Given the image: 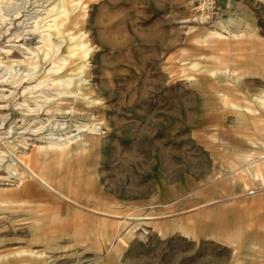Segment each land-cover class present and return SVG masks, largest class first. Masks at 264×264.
Returning a JSON list of instances; mask_svg holds the SVG:
<instances>
[{"label": "rangeland", "instance_id": "1", "mask_svg": "<svg viewBox=\"0 0 264 264\" xmlns=\"http://www.w3.org/2000/svg\"><path fill=\"white\" fill-rule=\"evenodd\" d=\"M191 1L0 0V258L56 240V264H264V0L210 21ZM209 29L239 36L208 47ZM228 66L254 73H210ZM60 152L34 168L69 199L5 169Z\"/></svg>", "mask_w": 264, "mask_h": 264}, {"label": "crops", "instance_id": "2", "mask_svg": "<svg viewBox=\"0 0 264 264\" xmlns=\"http://www.w3.org/2000/svg\"><path fill=\"white\" fill-rule=\"evenodd\" d=\"M224 7H227L228 9H235V8H239L238 5L236 6L235 4H233L231 1H229L227 3L226 0H221V11L224 12ZM240 16V20L239 22L245 27V29L247 30V32H245L243 38L239 39L238 41H243L247 44H258L261 43L262 41L260 39H263L262 35L258 32L257 28L255 27L254 29V19L252 18V16L248 13H245L243 15H241L239 13ZM235 22V20H233L232 18L229 19V24H233ZM239 35H237L236 33H232L230 34L229 37H227L226 35H224L222 32L218 31L217 29H209L204 33V36L201 40V42L203 43V45L205 46H212V45H217L219 43V45H223L225 47H228L230 45V42L228 41L230 38H235ZM253 55V54H252ZM212 60V57H211ZM233 63H231L232 65ZM196 62L193 64V67L195 68ZM210 73L217 78L221 77V78H229L234 80L235 82H237L238 84L241 85V81L247 76V75H252L254 72H250L248 74L245 73H240L238 72L236 69H234L232 66H228L227 68H214L213 70L210 71ZM220 96L222 98H224L226 96L225 91H220ZM244 99H241V102ZM262 106H264V100H260ZM232 105V104H231ZM235 110L237 111L238 109H240L239 111H243V110H247L248 107L244 104H237L234 103ZM243 107V108H242ZM248 116L246 115V113L244 114V117H241L240 122L241 123H246L248 121ZM259 145H264L263 142H258ZM260 172V170H259ZM52 192H54L55 194H57L58 196L67 199L65 196L61 195L60 193L51 190ZM137 220H142V218H137ZM31 245H29L28 247H30ZM32 247H34L32 245ZM43 247V246H42ZM45 247V248H44ZM43 248H40L38 250L35 251H30V252H22L21 255H23V253L25 254H29V255H33L36 257H40L38 259H36L35 261L37 262H33L32 264H56V259H55V254L56 252L60 249L59 245L57 244V241L54 240L53 243L44 246ZM46 247H49V249H46ZM36 249V248H35ZM40 251V252H39ZM44 251V252H42ZM37 253V254H36ZM0 259L5 260L4 261H0V263H8L9 264H18V261H20L19 259L17 260V257H1ZM20 264H23L22 260L20 261ZM29 264V263H27Z\"/></svg>", "mask_w": 264, "mask_h": 264}, {"label": "bare ground", "instance_id": "3", "mask_svg": "<svg viewBox=\"0 0 264 264\" xmlns=\"http://www.w3.org/2000/svg\"><path fill=\"white\" fill-rule=\"evenodd\" d=\"M67 16H68V14H64V19L62 20V24L64 26L68 25L69 23L72 24V21H73V18L71 16H68V17ZM84 16H85V14L81 13L80 15H78V17H76L75 26H77V27H79V26L82 27L83 26L82 23H81V19H83ZM66 21H68L67 24H66ZM55 26L57 27L58 25L55 24ZM57 29H59V28H57ZM58 31L60 32V29ZM83 36L86 37L85 32L83 33ZM86 69H88V68L82 67L80 69V71L75 76H80V74L84 73V71ZM70 77H72V76H61V77H58L56 79H52V81H53V83L58 82V83L68 84L65 81V79L70 78ZM68 85H70V84H68ZM77 86H79V85H77ZM79 87H81V86H79ZM82 87L85 88L86 85L82 86ZM84 98L85 97H83L82 99H84ZM51 111H56V110H49L48 113L51 112ZM71 144H72L71 142H67V143H64V144L49 143V145L43 147V149H54V150H58L59 151V150H64V148L70 146ZM66 153L67 152H63V153L60 152L59 154L58 153H53V154L45 153V154L40 155V156H37V155L29 156L28 155V159L27 160L23 159V158H21L19 156H16V155H11V162L9 163L8 167L5 168V169L7 171V174L9 175V177L16 179V178H19V177H22V176H20L16 172L15 167L23 168L25 173H26V176H28L29 178H31L32 180L37 182L40 186L45 187V188H47L49 190H54V191L60 193L61 195L65 196L67 199H69L61 190H59L57 187L53 186L50 183L48 178H45L43 175H41L39 172H37V170H35V168H34V164L35 163L37 164L38 162L41 163V164H44L45 166H50V165H52L55 162H60L62 160H69L70 157H67L68 153L67 154ZM70 154L74 155V156L77 155V153H75V152H71ZM26 176L24 175V177H26Z\"/></svg>", "mask_w": 264, "mask_h": 264}, {"label": "built area", "instance_id": "4", "mask_svg": "<svg viewBox=\"0 0 264 264\" xmlns=\"http://www.w3.org/2000/svg\"><path fill=\"white\" fill-rule=\"evenodd\" d=\"M220 2L221 0H192L188 8L201 21H210L218 16Z\"/></svg>", "mask_w": 264, "mask_h": 264}]
</instances>
